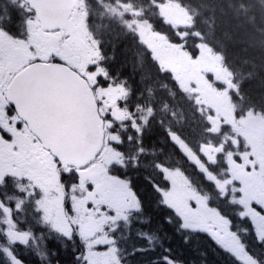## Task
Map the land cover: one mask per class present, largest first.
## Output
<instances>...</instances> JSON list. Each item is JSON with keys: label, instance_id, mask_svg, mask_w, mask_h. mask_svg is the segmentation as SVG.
Wrapping results in <instances>:
<instances>
[{"label": "snow or ice", "instance_id": "obj_1", "mask_svg": "<svg viewBox=\"0 0 264 264\" xmlns=\"http://www.w3.org/2000/svg\"><path fill=\"white\" fill-rule=\"evenodd\" d=\"M163 3L148 0L147 8L133 4L128 10L129 0H113L115 6L94 0L194 107L204 125L195 149L157 119L151 87L147 97L143 91L134 96L128 80L111 71L114 57L90 27V0H0V264H24L16 254L19 247L34 249L52 264L49 240L73 244L74 264H129L137 254L154 250L161 242L158 232L136 230L145 223L143 201L133 181L117 174L137 170L142 162L160 177L151 182L160 204L172 213L166 223L208 235L233 264H264V152L248 127L251 121L264 122V109L224 115L195 81L185 87L165 67L141 25L129 23L132 16L189 59L204 53L198 42L202 33L186 51L191 33L165 18ZM151 9L171 37L158 30ZM216 87L230 101L233 95L243 100L235 79L217 78ZM154 121L197 169L206 190L194 187L182 169L170 167L145 145L144 133ZM133 237L139 243L129 246ZM161 259L176 264L169 255Z\"/></svg>", "mask_w": 264, "mask_h": 264}, {"label": "trees", "instance_id": "obj_2", "mask_svg": "<svg viewBox=\"0 0 264 264\" xmlns=\"http://www.w3.org/2000/svg\"><path fill=\"white\" fill-rule=\"evenodd\" d=\"M103 2L115 6L113 0ZM90 3L93 5L89 9L92 12L90 27L104 41L103 47L107 55L114 57L109 61L111 71L128 80L134 96L143 91L147 97V88L151 87L157 119H163L195 149L203 136L204 125L202 119L195 115V109L189 100L180 94L170 77L158 74L151 57L138 45L133 35L125 34L118 19L110 18L102 6L96 7L94 0H90ZM153 3H158V0H153ZM165 3L174 4L183 12L188 11L192 17V28L189 31L191 35L187 37L188 50H192L196 34L202 33L198 42L207 50L210 47L211 53L222 57L224 66L233 73L232 79H235L243 96V100L232 96L231 103L236 112L239 114L250 107L264 109V0H164L163 4ZM133 4L136 9L142 10L141 6L148 7V0H129L128 10H131L130 6ZM82 10L84 11L83 8ZM151 19L160 32L172 36V31L157 20L155 9H151ZM134 21L141 25L142 31H149L148 43L155 49L154 55L157 57L160 54L156 49L160 47L175 45L178 48L175 43L168 44L151 33L143 19L138 20L136 16H132L129 23ZM165 81L167 88L163 87ZM144 143L157 153L158 158L166 159L170 167L182 169L194 187L207 189L197 169L173 147L156 121L144 133ZM117 174L133 181L143 201L145 223L137 225L136 230L143 227L145 230L158 232L161 241L154 250L132 257L129 264H163L161 258L165 255L173 258L176 264H233L232 257L208 235L183 232L175 222H165L172 213L160 204L151 182H160V177L147 162H142L137 170L121 169ZM134 243L139 242L133 237L128 245ZM248 243L254 247V252H261L253 237ZM72 249L73 247L62 248L63 264H74L69 258Z\"/></svg>", "mask_w": 264, "mask_h": 264}, {"label": "flooded vegetation", "instance_id": "obj_3", "mask_svg": "<svg viewBox=\"0 0 264 264\" xmlns=\"http://www.w3.org/2000/svg\"><path fill=\"white\" fill-rule=\"evenodd\" d=\"M194 64H191L188 62L186 64V70H192V72L195 73V81L199 85V89L203 94L208 97V101L210 103L215 104L220 110L221 113L224 115H228L229 107L224 105V100L222 98H219L215 95V93L218 94H224L225 92L223 90H218L217 87L215 86L214 82H216L217 79H214L216 76L222 81H229L227 78L223 76V74H212L209 73L207 70L209 68L208 62L203 59H199V64L198 67H196V70H194ZM214 70V68H213ZM211 75L212 79L209 81L206 79V76ZM184 82L188 84V80L185 79ZM213 100V102H212ZM232 111V110H231ZM230 111V112H231ZM255 127V125H252V129ZM253 132V131H252ZM252 140L255 142L257 149L264 152V134H259L258 136H253L251 137ZM47 253H51L50 259L52 264H59V261L57 259H61L62 255V249H61V244L60 242H57L56 240H49L46 248ZM75 253V246L73 245V249L70 253V256L74 257ZM17 256L22 259L24 264H45V259L42 258L41 256L37 255L34 249H29V248H24V247H19L16 252ZM32 256L35 258V263H29L28 262V257ZM57 258V259H56Z\"/></svg>", "mask_w": 264, "mask_h": 264}, {"label": "rangeland", "instance_id": "obj_4", "mask_svg": "<svg viewBox=\"0 0 264 264\" xmlns=\"http://www.w3.org/2000/svg\"><path fill=\"white\" fill-rule=\"evenodd\" d=\"M163 9H164V13L165 15L167 16L166 18L169 19L170 21H179L182 25L185 26V23H187V20H188V17L186 16L185 13L183 12H180L176 7L172 6L171 4L167 5V4H164L163 5ZM144 32V30H143ZM147 34H149V31H147ZM144 36H145V39L148 41V37L147 35L145 34L144 32ZM172 47L171 46H165V47H160L158 49H156V51L158 52V54L160 55H164V54H168L170 52H172ZM180 53V48L177 50V53L172 55V56H167V58L169 59H166V62H164V65L165 67H170L173 69V71L175 72V75L177 76V73L179 72V64H178V54ZM168 55H171V54H168ZM214 61H215V69L217 71H221L222 74L226 77H230L229 74H228V70L223 66L222 64V61L221 59H217L214 54ZM163 59H165V57H163ZM169 60V62H168ZM168 62V63H167ZM188 85V84H187ZM215 95L217 97H222L223 100H224V105L225 106H228L229 109H230V101H229V98H228V95L226 94H218V93H215ZM213 102V100H212ZM231 110H229L228 112V116L230 117L232 111L230 112ZM252 125H255V127L253 128V132H252V137L253 136H258L259 134H264V122H256V121H251L248 123V127L250 129H252Z\"/></svg>", "mask_w": 264, "mask_h": 264}]
</instances>
